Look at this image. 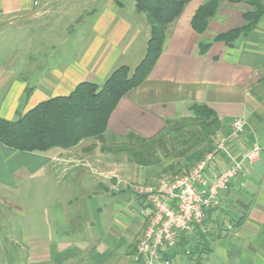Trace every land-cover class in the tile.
I'll return each instance as SVG.
<instances>
[{"label": "crops", "instance_id": "1", "mask_svg": "<svg viewBox=\"0 0 264 264\" xmlns=\"http://www.w3.org/2000/svg\"><path fill=\"white\" fill-rule=\"evenodd\" d=\"M70 1L75 2L0 0V118L16 120L42 101L70 94L79 83L102 85L116 68L143 60L151 26L136 11L137 0H130L131 8L128 0H77L68 10ZM207 1L191 0L168 26L153 71L120 100L108 128L151 137L168 119L192 116L199 104L222 122L212 148L225 144L207 168L223 169L259 145L260 159L247 167L245 177L233 180L221 194V205L206 217L215 232L209 247L192 253L177 246L167 256L173 264H264V15L248 35L229 45L217 36L243 27L252 7L246 0L222 1L200 33L192 20ZM67 42L72 48L66 53ZM207 43L202 53L200 46ZM239 118L245 120L244 131L235 134ZM85 140L45 153L19 151L0 141V192L24 189L35 200L29 201L30 209L43 208L41 223L31 218L26 244L20 246L29 264H135L148 221L146 199L127 178L106 175L116 170V160L100 154L97 140ZM137 171L146 181V168ZM93 174H102L104 181ZM30 177H42L44 184L20 187ZM0 201L23 209L5 196Z\"/></svg>", "mask_w": 264, "mask_h": 264}, {"label": "trees", "instance_id": "2", "mask_svg": "<svg viewBox=\"0 0 264 264\" xmlns=\"http://www.w3.org/2000/svg\"><path fill=\"white\" fill-rule=\"evenodd\" d=\"M190 1L137 0L136 11L145 14L151 26L143 60L133 70L127 65L116 68L102 85L88 81L79 83L70 94L42 101L16 120L0 118V141L19 151L45 153L54 148L69 149L85 139H95L103 144L122 139L115 146L102 145V150L126 153L133 163L145 168L162 164L163 175L172 173L170 178L186 174L211 150L213 139L222 126L217 113L210 107L195 104L192 107L194 116L168 119L165 127L151 137L134 130L126 135L110 133L108 125L120 100L141 86L153 71L163 53L168 26L183 13ZM222 1L225 0H208L197 10L192 24L198 32L207 29ZM246 1L252 9L245 13V25L217 36L216 40L232 45L238 37L248 35L256 27L264 15V3L261 0ZM209 47L210 43L201 44V52L205 53ZM198 151L202 152L189 163V157ZM214 210L208 209L206 217ZM209 223L205 219L203 225L194 227L193 235L182 234L177 246L192 253L208 248V238L215 233ZM233 225L239 227L240 220ZM219 227L216 224V229Z\"/></svg>", "mask_w": 264, "mask_h": 264}, {"label": "built area", "instance_id": "3", "mask_svg": "<svg viewBox=\"0 0 264 264\" xmlns=\"http://www.w3.org/2000/svg\"><path fill=\"white\" fill-rule=\"evenodd\" d=\"M245 120L234 121L235 134L244 131ZM225 144L218 143L186 174L165 178L156 185H134L147 202L148 221L133 255L135 264H173L167 253L176 248L181 235L192 234L196 225H203L206 211L221 205V194L233 180L246 176L248 166L260 159L261 147L254 145L240 160L223 169L207 168L214 163Z\"/></svg>", "mask_w": 264, "mask_h": 264}, {"label": "rangeland", "instance_id": "4", "mask_svg": "<svg viewBox=\"0 0 264 264\" xmlns=\"http://www.w3.org/2000/svg\"><path fill=\"white\" fill-rule=\"evenodd\" d=\"M264 3V0H261ZM77 0L75 2H69L68 4V10H70L72 7L71 4H76ZM247 2V1H246ZM127 7H132V2L128 0L126 2ZM67 18H63V20H66ZM67 21V20H66ZM65 22V21H64ZM63 25V24H62ZM67 47H65V51H70L72 48V45L70 42H67ZM146 51V48L143 49V55ZM64 54V53H63ZM139 61V60H138ZM135 63V62H134ZM137 64H133L131 66L132 69L136 67ZM194 116V114L192 115ZM110 133H108L109 135ZM91 140L94 141V139H87L84 142L88 143ZM122 139H117L116 142H121ZM115 142V141H114ZM115 143L113 142H107L103 144L102 142L97 141V146L100 147V154H104L105 156L109 155V158H114L116 161V170H113V172H107L106 175H108L110 178H117L120 176L127 178L129 180L128 182L131 183V185L134 188V185H156L161 180L165 178L172 177V173H168L163 175V165H157V166H151L146 168L145 171V179L146 181H143L139 175L141 172H138V168L141 166L133 163L130 160V157L126 153H110L107 151L102 150V145L106 146H115ZM202 152V151H201ZM200 151L194 153L195 156L194 159L197 158V156L201 153ZM180 159V158H178ZM178 161V160H177ZM191 161H189L190 163ZM94 163V162H93ZM92 165V164H91ZM95 169H98L96 166ZM93 167H91L93 169ZM90 169L89 167H86ZM142 168V167H141ZM114 175H117L114 177ZM143 175V174H142ZM94 178H98L99 180L104 181V176L102 174L92 175ZM131 176V177H130ZM137 176V177H136ZM20 187L26 186L27 184L31 183L32 186L37 185H43L44 184V178L37 177L33 178L30 177L27 181V183H24L23 181H20ZM23 188V187H22ZM135 189V188H134ZM1 191V190H0ZM26 190L22 189L20 193H3L0 192V196L7 197L11 202H13L16 205H19L23 207V209L15 208L13 207V204H5L0 201V264H29L27 251L21 250L20 248L23 247L24 244H26V241L24 238L27 236L28 233V223L31 221V218L35 220L37 224L41 223L42 217H43V208H35L30 209L31 204H29L30 200L32 202H35L33 198H30L32 194H29L25 192ZM102 195V193H101ZM34 213H31L33 212ZM21 246V247H20ZM157 264V263H156Z\"/></svg>", "mask_w": 264, "mask_h": 264}]
</instances>
